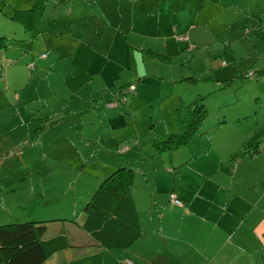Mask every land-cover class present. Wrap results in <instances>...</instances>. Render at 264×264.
<instances>
[{"label":"rangeland","instance_id":"1","mask_svg":"<svg viewBox=\"0 0 264 264\" xmlns=\"http://www.w3.org/2000/svg\"><path fill=\"white\" fill-rule=\"evenodd\" d=\"M68 1L41 0L37 7V0H26L21 7L18 0H0V224L38 220L47 224L46 235L66 233L69 245L42 264H205L208 246L182 241L172 246L160 236L158 204L175 191V183L187 191L193 205L185 206L189 214L179 208L170 220L187 229L196 213L206 210L207 223L215 213L224 214L218 210L222 208L213 213L206 205L232 200L238 188L250 205L233 230L214 238L216 246L210 250L215 257L225 256L223 237L231 246L241 241L244 246L228 252L220 264H264V247L254 236L264 217V153L246 157L260 139L264 144V0H160L162 11L174 14L160 18L162 35H171L170 50L176 52L183 42L186 47L175 62L135 54L142 72L136 81L145 78L149 88L143 104L121 115L108 111L105 101L132 72L135 55H124L128 70L120 67V77L107 70L99 56L104 55L85 47L94 35L86 20L75 27L76 41L60 23L67 16L59 5ZM14 9L22 15L12 19L8 13ZM134 12L139 31L141 15L136 8ZM53 15L60 19L55 30L49 21ZM75 42L78 48L60 46ZM41 52L48 61H42ZM51 57L57 61L52 68ZM157 61L162 70L144 72ZM172 63L175 77L196 74L194 81L174 83L164 67ZM198 94L205 116L182 141L194 108L190 104L186 112L187 102ZM124 144L135 149L131 153L126 148L127 161L122 162ZM119 164L134 170L130 197L142 237L126 248L76 242L70 224L81 223L86 201ZM178 165L181 176L174 179ZM209 185L213 192L206 190ZM228 210L232 215L233 209Z\"/></svg>","mask_w":264,"mask_h":264},{"label":"crops","instance_id":"2","mask_svg":"<svg viewBox=\"0 0 264 264\" xmlns=\"http://www.w3.org/2000/svg\"><path fill=\"white\" fill-rule=\"evenodd\" d=\"M18 2L22 7V5L26 3V0L24 1L18 0ZM95 2L99 4L100 12H98L99 9ZM134 8H136V12L141 15L140 21H138L139 31L137 24L135 22L134 16L136 14L134 12ZM59 9H64V12H62L61 15L67 16L66 18L67 21L60 22V19L54 18L53 15L52 19L49 20L52 21L53 23L52 25L53 30H55L56 22H60L61 24L63 23L70 28L71 39L73 41L74 40L76 41L79 35L75 31V27L81 25L82 22L86 20L87 25L93 29L94 35L90 38V41H88V43L85 44V47L92 48L94 52L98 53V55L103 54L104 56L101 55L99 56L103 58L104 67L107 70H109L111 73L115 74L117 77L121 76L119 74L120 67L121 69L128 70V63L124 62L125 59L124 55L127 54L129 51L133 52L134 55L142 54L145 59L151 58V61L154 60V54H156L163 61H166L168 59L172 62L173 61L175 62V58H179L181 56L180 53L181 49L186 47L183 42L182 46L177 45L179 48L176 52L174 50H170L168 39L170 38L171 35H169L168 33L162 35L161 27H160V18L162 16H173L174 14L171 11H165V10L162 11V9L160 8V0H70L66 3L63 4L61 3L59 5ZM19 11L22 10L14 9L11 13H8V15H10L12 19L17 18L18 16L22 15L21 12L19 14ZM2 14H6V13L2 12ZM106 21L108 22V24L105 23ZM134 35H138V36H134ZM173 36H176V34H174ZM83 38L84 37L81 36L80 45H82L84 42ZM43 40L49 42L48 39H43ZM147 43L152 45H146ZM190 43L196 44V42H190ZM60 46H63L64 48L67 49H72L73 46H75V48H78V44L76 42L73 44L61 43ZM48 58L49 56H47L46 59H42V61H48ZM113 58H116L115 61H118L116 66H113L114 64ZM119 60H121L122 63H120ZM56 62L57 61H55V59L51 57L49 64L50 68H52L56 64ZM134 62H135V67L131 68L132 72H130L126 77L123 78L124 83L118 87L119 89L124 87L127 83L131 82L132 80L138 79L139 75L142 74L136 63L137 62L136 55L134 56ZM70 65L72 71L74 73L77 72V65L74 64V56L73 58H70ZM145 65H147V63H145ZM159 65L160 62H158L156 66L144 67V72H148V69H153L154 67H156L157 69H161ZM164 67L168 68L169 74L174 83L176 82L190 83L193 82L194 79L196 78V74H191L190 76L187 77L184 76L180 77L179 75H176L175 77L174 72L176 70H174L175 68L174 63L165 64ZM190 77H194V79H189ZM116 85L117 83L115 84V86ZM135 86L137 92L135 89V93L128 96L127 101L125 103L126 105L124 107L117 106L114 108H118V109L116 111H112L113 108L105 105L106 109L112 112L113 114L121 115L122 113L129 110V107L134 108L138 104H143L144 100H146V95L144 94V92L147 88H149V82L144 78L139 82L136 81ZM115 90H112L111 92ZM117 93L118 90L116 94ZM198 96H200V94H198L196 97ZM193 99L194 98L189 99L187 103L189 104V102H191ZM141 142L142 141H138L137 144H139L140 146ZM123 146H127V144H124ZM259 148L261 150L258 151V153L260 152L264 153V144L259 146ZM133 149H135V146H133V148L128 147L127 151L126 149L121 150V152L123 153L122 154L123 161L124 160L127 161L128 154L126 152L130 151L132 153ZM247 159L250 158L248 157ZM168 169L170 171H173V168H168ZM179 176H181V168L178 165L174 179H176ZM213 188L214 186L209 185L207 186L206 190L210 193L213 192ZM174 190H175L174 194L181 201V204L177 205L172 203L169 199V196L167 195L164 196L162 201L159 200L161 203L158 204V206L162 207V212L159 215L160 218L159 228H160V236L164 239V241L171 240L173 242L172 246H175L174 244L176 241H182L183 243L189 244L190 246H194V247H196L199 244H204L208 246L209 250L207 256H205V259L201 256L199 257V259L201 258L204 259L205 264H220L221 259L224 258L225 256H228L227 255L228 252H230L231 254H235L233 252L235 247L239 248L240 246L241 248L244 246L241 241H239V246L237 245L231 246L229 239L223 237L222 242L228 243V248H227L228 251L226 254L224 253L225 256L220 255L219 257H215L214 254H212V250H210L212 244L216 246V241H214V238L218 235H222L221 233L222 231L233 230V228H235L234 225H237L238 220H240L243 217L244 207L250 205V201L248 197H246L238 188H237V192L235 194H232L233 196L232 200L230 201L227 200L225 203H220L219 206H216V204L213 203L206 205L208 211L215 213V210L217 208H222L223 210L220 209L218 210L221 213L225 212L224 214L218 215L215 213L212 220H209V222L207 223L206 210L204 211V215H198L196 213V219L190 221V226L187 229L183 227L182 222L172 223L170 222V220L177 217V215L175 214L180 213L179 208H181V211L183 210L184 214H189V210L186 209V207L187 208L193 207L192 199L188 194V192L186 191L185 193H183L182 189L177 187L176 183L174 185ZM209 193H205V195H207L212 200H216V198L212 197ZM262 198L259 199L258 197L257 200L261 201ZM168 204L169 206L167 207ZM256 206L257 205L252 204V207H256ZM231 208L233 209V211L231 212L233 213L232 215L228 210ZM182 217L183 216H181L180 218L182 219ZM48 229L49 228L46 224V231L44 233L45 234L44 238H49L60 234L59 232V233H55L54 235H46ZM70 230L73 232V239L76 242L82 243V242H88L89 240L92 243H95L94 242L95 240H93V238H91L89 234H87L83 229H81L79 223L76 222L73 224L71 223ZM65 235L67 236L66 233ZM254 236L256 237L257 241H259L260 245L264 247V217L257 224L255 228ZM218 252L220 251L218 250ZM170 253L174 254L173 251H170ZM140 258H142L143 261H146V258L143 257L142 254H140ZM180 261L184 263V261L181 258Z\"/></svg>","mask_w":264,"mask_h":264},{"label":"trees","instance_id":"3","mask_svg":"<svg viewBox=\"0 0 264 264\" xmlns=\"http://www.w3.org/2000/svg\"><path fill=\"white\" fill-rule=\"evenodd\" d=\"M40 3L41 0H37V7ZM42 53L44 52L40 54ZM47 56L46 53V58ZM189 79H194V77ZM135 81H131L118 89V93L109 100L116 99L125 92L126 95H129L130 93L126 91L127 87L134 85V89H136ZM202 99L203 97L198 96L188 104V107L193 104L194 108L190 109L192 115L186 124L182 141L186 139L188 132L195 128L196 124L205 116L206 111L203 103H201ZM109 100H106L105 104ZM188 107L186 112L189 111ZM260 140V143L248 151L247 157L251 158L261 150L259 146L262 145L263 139ZM121 161L125 162V160ZM133 171L129 164H119L118 168L100 182L96 191L84 205V217L79 223L81 229L99 245L106 248L129 247L143 235L130 197ZM45 231L46 224L44 221L38 220L0 224V264H42L55 251L69 245L65 233L44 238Z\"/></svg>","mask_w":264,"mask_h":264},{"label":"built area","instance_id":"4","mask_svg":"<svg viewBox=\"0 0 264 264\" xmlns=\"http://www.w3.org/2000/svg\"><path fill=\"white\" fill-rule=\"evenodd\" d=\"M182 38H185V37H182ZM40 57L46 58V53L44 52L40 54ZM28 66L30 69L34 67L33 63H30ZM126 91L129 92L130 94H134L135 93L134 85H129ZM129 95H126V92H125L121 94L118 98L107 101L105 105L111 108L117 107L120 103H125ZM126 148L127 146H123L122 150H125ZM169 199L174 204H177V205L181 204V201L175 196L174 192L169 194Z\"/></svg>","mask_w":264,"mask_h":264}]
</instances>
